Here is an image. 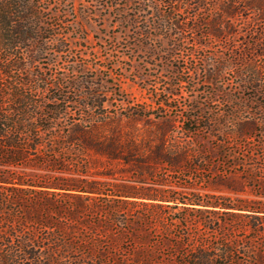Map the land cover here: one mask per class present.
I'll return each instance as SVG.
<instances>
[{
	"label": "trees",
	"instance_id": "1",
	"mask_svg": "<svg viewBox=\"0 0 264 264\" xmlns=\"http://www.w3.org/2000/svg\"><path fill=\"white\" fill-rule=\"evenodd\" d=\"M137 1L133 15L126 10L119 14V25L126 33L133 32V39H142L136 47L147 49L144 40L159 35L171 43L174 50H187L174 42L177 30H182L181 21H194L191 26L187 25V30L200 49L207 47L203 42L205 37L217 40L230 36V41L251 35L254 43L247 50L230 44L226 50L231 54L235 49L241 52L234 54L240 62L233 61L244 68L247 83L260 80L263 67L256 64V60L264 59V0H227V3L195 0L192 6L189 3L183 9L196 12L183 19L177 12L182 10L184 1L190 0ZM45 2L0 0V264H264V252L257 249L264 246V202L233 203L226 198L205 197L195 192L184 194L159 181L153 183L167 188L154 190L151 195L120 187L108 196L100 182L80 179L81 174L88 175L91 161L81 165L83 170H74L72 167L80 165L79 157L95 160L100 156L104 158V165L105 162L127 165L136 173L135 181L143 183L147 182V176L154 175L156 168L185 171L189 152L186 142L174 144L169 119L163 120L165 125L158 129L154 118L163 116H158L154 110L130 106L123 114L125 127L119 116L109 118L95 113L105 109L104 101L80 104L69 99L62 81L50 86L52 76L48 78L35 70L49 51L50 37L43 26V13L48 9L44 7ZM127 3L118 0L114 4L110 2L109 7L117 9ZM57 4L55 0L54 5ZM241 9L257 12L259 17L255 20H260L262 26L254 27L255 20L246 18L241 20L236 32L231 28L233 25H223L225 16L241 18ZM220 11L224 15L219 14ZM136 13L145 20L152 19L150 26L138 28ZM208 14L212 15L210 20H207ZM65 47L61 42L55 50L64 52ZM193 53L190 50V54ZM218 65L217 75L225 69L223 61ZM174 75L177 82L170 86L187 83L180 72ZM250 89L264 97V86ZM40 92L52 96L49 102L39 100L37 93ZM167 93L177 95L173 91ZM82 98L94 101L96 92H86ZM155 105L163 106L164 111L171 109L168 98ZM70 106L75 112L70 111ZM196 109L199 108L190 107L192 112ZM78 110L79 118L67 124L65 120L71 115L77 116ZM186 111L182 109L177 114L182 119L186 137L193 138L199 133L223 134L216 130L218 116L205 117L203 111L198 115H185ZM137 121L151 128L140 137L134 125ZM254 125L249 121L246 127L239 125L234 132L241 138L250 137ZM223 147L222 143L217 148L219 155L233 156L223 151ZM28 152L34 155L31 160L34 164L26 161ZM200 152L205 153V149ZM236 164L238 162L233 161V165ZM18 166L52 173L17 176L14 168ZM101 194L104 197H99ZM66 198L70 203H64ZM174 212L182 216L171 217V222L161 227L164 215ZM219 212L235 217L234 223L239 218L245 221L242 225L230 224L227 220L209 221L217 226L215 242L209 236L188 230L191 220L203 221V214ZM175 223L184 227L179 236L172 230ZM239 229L248 236L238 238L235 234ZM159 230H162L159 240H154L153 233ZM126 239L133 242L129 249L122 247ZM238 254L247 257V263L239 261Z\"/></svg>",
	"mask_w": 264,
	"mask_h": 264
},
{
	"label": "rangeland",
	"instance_id": "2",
	"mask_svg": "<svg viewBox=\"0 0 264 264\" xmlns=\"http://www.w3.org/2000/svg\"><path fill=\"white\" fill-rule=\"evenodd\" d=\"M125 1L128 2L126 6L121 4L115 9L109 7V4L110 2L114 4L118 0H56L57 5H54L55 0H46L44 7L48 9L43 13V26L48 30L46 35L50 37L47 43L49 51L40 60L39 68L36 67L35 70L48 78L52 76L50 86L62 81L61 86H66L63 91L70 100H76L80 104L85 101L90 104L104 101L105 109L96 110L95 113H102L109 118L119 116L123 119L122 124L125 127L123 114L133 105L154 110L158 116H163L154 118L159 126L158 129L165 125L163 120L169 119L172 128L171 139L175 140V145L186 142L189 163L185 171L169 172L167 167L156 168L154 175L147 176V182L143 183L135 181L136 173L130 171L127 165L117 162H105L104 165V158L100 156L95 160L79 157L80 165L72 168L83 170L81 165L91 161L90 164L88 163L90 168L88 175L85 177L81 174L80 179L100 182L104 194L108 196L120 187L151 195L154 190L167 188L165 185L153 183L159 181L171 185L173 190L184 194L195 192L205 197L210 195L226 198L233 203L264 202V97L250 89L251 86H264V59L256 60V64L263 67L259 75L260 80L249 84L245 81L247 75L244 68L237 65L240 59L234 57V54L239 55L241 52L235 49L231 54L226 50L228 44L247 50L254 43V37L238 36L230 41L228 40L230 36H221L217 40L213 37H205L203 42L207 47L200 49L199 44L192 39L195 37H191L192 34L187 30V25L191 26L194 21H181L182 30H177L174 42L187 47V50H174L173 45L159 35L144 40L145 44H148L147 49L136 47L135 44L142 39L140 37L133 39L131 37L133 32L126 33L119 25L121 19L119 14H123L122 12L126 10L128 14L133 15L136 12L133 9L137 8L138 1ZM221 1L227 3V0ZM194 2L195 0L183 2L182 10L177 12L180 18L194 15L196 12L194 9H183L188 7L186 4L191 3L192 6ZM162 9L168 11V8ZM241 11V18L223 17V25H233L231 28L236 32L242 19L255 20L259 17L257 12L244 9ZM219 14L224 15L221 11ZM210 18L212 15L208 14L207 20ZM151 20L150 18L145 20L139 15L138 28L150 26ZM253 24L254 27L262 26L260 20H255ZM150 29L152 30V27ZM61 42L66 46L64 52H56L55 47ZM190 50L195 53L190 54ZM222 61L225 69L223 68L217 75L215 70ZM231 63L234 65L231 66ZM178 72L187 83L170 86L171 83L177 82L174 74ZM89 91L96 92L97 98L94 101L82 98V94ZM169 91L177 95H168ZM37 96L42 102H49L48 99L52 97L43 92L37 93ZM167 98L170 110L164 111L161 109L163 106L155 105V102ZM192 106L200 110L196 109L192 112L190 110ZM70 107V111L75 112L74 107ZM182 109L187 110L185 115H198L203 111L205 117L218 116L219 126L216 130H220L223 134L215 132L213 133L215 135L209 136L199 133L193 138L186 137L181 127L182 119L177 117L178 111ZM76 114L77 116L71 115L66 119V123L70 124L73 118H79L80 111L78 110ZM249 121L255 124L250 137H239L234 132L235 128L239 125L246 127ZM134 125L139 130V137L145 130L151 129L141 121H137ZM222 143L225 146L223 151L231 152L233 156L219 155L220 150L217 148ZM202 148L205 149V153L200 152ZM27 155L29 159L26 161L34 164L31 161L34 155L29 152ZM233 161H237L238 165H233ZM14 169L17 176L52 173L50 170L32 167L26 169L23 166ZM99 197L104 196L101 194ZM64 203H70V199L66 198ZM172 214L164 215V223L161 227L171 222V217L182 216L180 212ZM202 217L205 220L193 219L188 222V230L193 234H203V237L209 236L211 241L217 237L215 232L217 226L209 221L227 220L234 225H242L245 221L244 218H239L234 223L235 217L225 216L220 212L205 213ZM172 230L174 235L179 236L184 227L175 223ZM161 232L162 230L153 233L154 240H159ZM235 235L238 238L248 236L241 229ZM262 240L264 241V238ZM131 245H133L131 239L122 242V247L125 249L131 248ZM257 247L264 252L263 245ZM237 259L244 263L248 260L242 254H238Z\"/></svg>",
	"mask_w": 264,
	"mask_h": 264
}]
</instances>
